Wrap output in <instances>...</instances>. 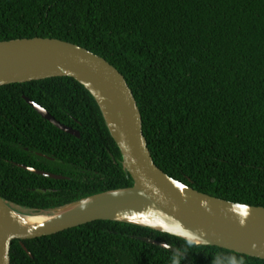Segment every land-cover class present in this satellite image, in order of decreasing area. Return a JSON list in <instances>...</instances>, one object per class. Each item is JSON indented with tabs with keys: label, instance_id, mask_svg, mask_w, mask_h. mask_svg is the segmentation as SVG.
Returning a JSON list of instances; mask_svg holds the SVG:
<instances>
[{
	"label": "trees",
	"instance_id": "trees-1",
	"mask_svg": "<svg viewBox=\"0 0 264 264\" xmlns=\"http://www.w3.org/2000/svg\"><path fill=\"white\" fill-rule=\"evenodd\" d=\"M32 38L80 46L123 75L152 159L170 178L264 207V0H0V42ZM24 97L80 138L44 120ZM121 159L96 101L74 79L0 87V197L13 209L49 214L132 187ZM23 244L30 255L13 240L10 264H264L112 221Z\"/></svg>",
	"mask_w": 264,
	"mask_h": 264
},
{
	"label": "water",
	"instance_id": "water-1",
	"mask_svg": "<svg viewBox=\"0 0 264 264\" xmlns=\"http://www.w3.org/2000/svg\"><path fill=\"white\" fill-rule=\"evenodd\" d=\"M65 77L81 84L96 101L133 186L88 196L52 209L49 214L37 215L21 213L0 197V264H10L13 240H19L28 253L24 240L54 235L95 221L140 226L196 245L264 260V207L200 193L160 170L143 135L135 97L116 68L87 49L56 39L0 42V87ZM23 99L57 129L80 138L78 131L57 122L28 98ZM18 166L46 178L68 179ZM41 216L46 219L33 220ZM140 240L178 253L165 243Z\"/></svg>",
	"mask_w": 264,
	"mask_h": 264
},
{
	"label": "bare ground",
	"instance_id": "bare-ground-1",
	"mask_svg": "<svg viewBox=\"0 0 264 264\" xmlns=\"http://www.w3.org/2000/svg\"><path fill=\"white\" fill-rule=\"evenodd\" d=\"M31 215H37V214H31ZM46 219V217H44V216H41V217H39V218H33V220L34 221H37V222H41V221H43V220H45Z\"/></svg>",
	"mask_w": 264,
	"mask_h": 264
}]
</instances>
